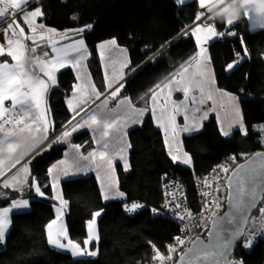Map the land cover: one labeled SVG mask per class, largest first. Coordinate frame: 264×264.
I'll use <instances>...</instances> for the list:
<instances>
[{
  "label": "trees",
  "instance_id": "trees-1",
  "mask_svg": "<svg viewBox=\"0 0 264 264\" xmlns=\"http://www.w3.org/2000/svg\"><path fill=\"white\" fill-rule=\"evenodd\" d=\"M37 5L44 12L40 19L57 29L71 30L92 25L83 36L77 37H84L87 42L90 51L88 67L102 91L105 84L98 43L115 38L126 47L130 64L126 68L127 77L122 82L125 87L120 95L129 96L139 106L149 107L155 86L171 78L197 51L195 38L182 33H190L186 29L196 21V12L201 11L198 1L187 0L183 6H176L173 0H66V3L39 0ZM73 17L78 19L74 21ZM214 23L219 31L234 30L237 33L236 38H214L209 43V50L218 86L235 93L240 100L247 135L237 127L229 136H223L212 114L200 130L183 135L184 148L193 161L192 166H185L172 160L163 133L148 111L141 123L128 130L131 143L128 169L125 170L120 162L116 164L119 188L125 194L122 198L104 200L94 173L62 181L64 199L68 202L65 217L70 238L83 243L88 219L93 212L102 210L98 217L99 241L90 244L91 249L97 247L98 255L75 258L47 245L45 226L55 214L47 169L63 155L67 145H55L39 155L53 138L28 160L29 184L31 177H36L45 192L44 197L33 193L29 185L22 189H4L0 184V192L7 197L0 199V206L8 205L16 197L31 198L28 209L11 213V229L6 245L0 248V264H138L151 258L153 245L163 255L178 233L175 221L162 214L153 216L151 211L161 207L165 179L174 177L182 182L190 205L197 208L194 181L197 173L208 171L232 154L257 150L259 142L255 125L264 121V30L249 32L241 21H235L231 26L224 22ZM241 35L249 55L228 73L225 68L234 59V49L241 51L238 38ZM73 38L76 37L70 36L64 41ZM31 49L28 55L33 57L35 53ZM38 50L49 53V45L41 44ZM137 68L139 70L134 71ZM75 80L73 68L66 66L57 72V86L47 94L51 124L54 125L51 135L72 118L66 97ZM70 142L80 144L83 151L93 147L88 128L73 134ZM132 202H141L143 207L133 213L126 212L124 205ZM263 204L264 200L255 213ZM233 255L240 257L245 264H264V237L249 249L242 248L240 243Z\"/></svg>",
  "mask_w": 264,
  "mask_h": 264
},
{
  "label": "snow or ice",
  "instance_id": "snow-or-ice-1",
  "mask_svg": "<svg viewBox=\"0 0 264 264\" xmlns=\"http://www.w3.org/2000/svg\"><path fill=\"white\" fill-rule=\"evenodd\" d=\"M38 3L39 0H0V35L8 37L9 33L14 38H7L6 43L0 44V57L7 56L11 58L13 63H8L7 61L0 62V133L3 134V138L0 139V177L5 175V169L7 163H12V167L15 168L16 164H19L21 159L27 152H21L19 157L13 155L16 153L17 149L24 146L29 138H39L37 143H43L50 139L49 132H54V125L49 123L48 115L50 114L49 109L46 104V95L49 93L50 89L57 86V72L61 69H64L66 66H72L76 69V78L77 80H82L81 76V61L86 60L87 56L83 55L88 52L85 40L83 38L74 39V42L66 47H57V41L53 40L54 35H59L57 30L46 28L43 24H38L37 19L44 16L42 7H35L34 10L25 11L26 8L30 7L33 3ZM63 3H66V0H62ZM176 6H183L187 3V0H173ZM197 2V0H193ZM208 0H198V6L200 9H206L207 11ZM251 11L250 7H246L245 15L249 16ZM9 13H11V20L6 25L4 21L9 18ZM205 16V11H198L195 15V20L200 21ZM18 17V18H17ZM74 21L78 18L73 17ZM209 19V18H208ZM210 20V19H209ZM21 22L27 26L29 32L32 35H26L25 28L21 27ZM235 21L229 20L226 22V25L231 26ZM92 25L86 27H81L77 29L66 30L62 34L63 39L68 37H77L83 36L87 29L91 28ZM187 28V26H186ZM183 35H191L195 37L196 45L198 51L195 54L193 59L196 61L199 66L203 62V68L199 72L201 77H205V74L210 70L211 57L208 54V48L206 44L211 42L213 38L223 37V38H236L237 33L234 31H218L214 26V23H206L201 25L196 24L195 27L191 28L190 33L184 31ZM241 51H236L234 49V59L232 62H229L226 65L225 71L230 73L235 70L249 55V49L247 48L246 41L241 35L238 37ZM25 40H32L34 47L31 51L35 53L37 47L41 44H44L45 41L51 45V51L55 55L50 59L38 60L39 73L32 72L25 67ZM116 48L117 41L111 39L106 42V45H100L102 49L105 47ZM123 53L126 50L120 49ZM104 53L101 52L103 57ZM45 57L49 56V53L46 51L44 53ZM130 64V61L125 64L120 65L119 73L114 75L111 79L108 76H105V87L109 90L113 89L114 84L117 81L124 78V69L127 68ZM86 67V65L84 66ZM143 67V64L140 66ZM137 68L134 71H138ZM90 79V77H89ZM215 84V77L212 79H205L204 83L201 85V99L200 104L206 103L204 99V92L206 89H211L212 85ZM175 86V87H173ZM125 84L119 83L115 87L114 91H110L108 95L104 97V100L101 105L98 107L103 108L106 106L109 101L117 98L121 91L124 89ZM159 89V93L152 91V101L156 105L159 103L160 98L162 97L163 103L160 104L162 111L167 109V103L171 99L172 95L176 91H182L185 97L184 101L181 102H172V114L168 116L167 124H160L161 127L165 128L166 140L168 143L167 134L169 131L172 134V139L175 141V138L180 133H193L198 130L199 123L193 118V123L189 124L188 115L189 111L195 110L199 112V108H195L196 100L195 97L192 98L193 108L186 107L185 104L188 100L190 87L184 82L183 79H177L173 76L167 84H164L161 88L160 85L155 86ZM167 89L166 94L164 90ZM220 95L227 96L229 102L232 105L234 112L236 113V119L233 120L232 124L238 125V129L245 136L247 135L243 117L240 115V109L236 104V97L224 92L223 90L216 89ZM79 93L80 99L77 104H73L72 99L67 101L68 108L73 112L72 120L64 126L62 133L52 140L48 148L43 149L39 155H43V152L49 151L53 146L67 143L70 137L77 133L81 128L88 127L93 128V131L100 129L102 125L101 138L109 137L110 130H114L118 135L120 133V120L117 119H108L98 120L97 115L94 110H85V106L92 100L93 97L99 99L101 93L97 90L95 84L91 85L90 91L83 86L77 85L74 86L73 96H77ZM207 100H212L213 96L211 91L207 95ZM5 102H10V107L5 106ZM120 104H130L126 98L120 100ZM119 107V105H118ZM156 107L151 109L153 115L155 116ZM185 113V124L183 127L179 126L176 123V115L181 111ZM85 113L87 117L77 119L80 117L81 113ZM132 112L135 114L132 117V123L142 122L144 116V110H137L132 108ZM207 113L200 117V120L206 119ZM157 123H160V120L157 119ZM232 124L228 126V129H225L223 125L221 126V133L223 136L227 137L230 134V129ZM11 125L12 127H8ZM93 126H96L95 128ZM70 128V131L68 130ZM260 131H264V125L260 126ZM25 133L27 135H25ZM11 138V139H10ZM95 139V136L93 137ZM119 139L122 140V136H119ZM100 143V141H97ZM6 145V148H5ZM37 145L33 143L31 148H35ZM81 145H70V149L74 150L77 153L76 158L70 163L67 158L61 159L55 164L51 165L47 169V173L51 176L52 183L51 187L55 191L58 185L61 182V177H64L66 180L73 179L78 173L87 172L92 167V164L96 162L97 156L100 161L106 162L111 171L114 173L115 168L113 165V159L109 158L107 151H97L93 150L88 153L86 156L79 155ZM105 150L109 148V144L105 142L103 144ZM127 147H131L128 145ZM31 150V149H29ZM125 149L121 147L120 151L123 152ZM5 151L7 152V157L4 156ZM182 151V145L176 148V152ZM67 157L68 153L64 154ZM169 155L171 156L174 162H182L185 166L192 163L191 157L184 152L181 155L173 154L172 146L169 145ZM120 159H124L123 156H120ZM81 161H87L89 163L82 164ZM101 166L100 163H95V167L98 169ZM125 170L128 169L127 161L124 162ZM224 172H228L227 167L223 168ZM31 176L29 164H23L16 172L11 174L7 179L2 183L4 189H22L25 185H29L31 189H34L35 194L39 197H44L45 192L42 191L41 186L36 177H31V182L29 184V178ZM227 189H228V203L231 211L226 212L223 217L216 216V213L212 211L211 205H209L205 210L211 212L212 214V224L213 229L209 230V240L207 243H204L199 237L192 239V247L187 249L184 254L181 255L180 260L177 264H243V260H231L227 259V254L230 251H234V243L241 240L244 235V228L242 225H239L240 219L243 218V215L246 211L257 206V202L264 198V158L260 157L258 154L257 158L249 159L245 164L237 165L236 169L232 171V175L227 178ZM103 190V185H101ZM109 188H116V195L123 197L125 194L118 191V182L109 183ZM173 199H175V194ZM208 195V193H204ZM7 197L3 192H0V199H6ZM105 193L103 195L104 200L113 199ZM56 199L59 200V207L56 208V218L51 220L45 227L47 229V245L63 253H70L71 257H80V256H91L96 257L98 255V250L91 251L89 250V245L93 241H99L98 230L95 225L97 218L102 215L101 211H95L91 214V219L87 221V236L83 240V248L81 244L73 241L68 234L67 227L62 223L63 210L67 207L68 202L63 199L62 193H58ZM212 204L215 207H219V204L213 200ZM29 201L27 199H16L13 200L10 207L0 208V246L6 245L7 235L11 229V219L10 213L14 209L24 210L28 209ZM143 205L138 203H133L131 206L124 205L125 211L132 213L136 210L142 208ZM165 207H168L165 204ZM176 209H179L180 205L177 204ZM153 213H157L156 209H152ZM261 217L264 218V208L260 209ZM158 214V213H157ZM187 215L189 219L192 218V213L185 210V213L181 214L176 212V217L178 219H184V216ZM207 219V217H204ZM221 222H225L223 228L218 227ZM260 228L264 229V219L260 222ZM187 225H185V229ZM254 235H249L247 239L243 240L241 244L242 248L249 249L253 245ZM177 245H184L186 241L181 239L179 236L174 238ZM66 241V243L64 242ZM151 243V242H149ZM154 249V261H159L161 264L165 260L171 261V255L165 257L163 256L155 246H152ZM169 253L175 252L177 249L174 246H167ZM190 258H187L189 257ZM187 258V259H186Z\"/></svg>",
  "mask_w": 264,
  "mask_h": 264
},
{
  "label": "crops",
  "instance_id": "crops-1",
  "mask_svg": "<svg viewBox=\"0 0 264 264\" xmlns=\"http://www.w3.org/2000/svg\"><path fill=\"white\" fill-rule=\"evenodd\" d=\"M36 5H37V3L34 2L30 7L26 8L25 11L33 10L34 9L33 7H35ZM200 10L204 11L203 9H200ZM249 16H251L250 13H249ZM11 18H12L11 17V13H9V18L4 21V24L6 25L8 22H10ZM37 23L45 25L46 28L52 27V26H49V25L45 24L40 18L37 19ZM197 23H199L201 25H204L206 23H214V21L213 20H209L208 17H207L203 21H195L186 30L191 31V28L195 27ZM214 26L216 27L215 23H214ZM21 27L25 28L26 35H29V36L32 35L29 32L27 26L24 25L22 22H21ZM51 29H53V28H51ZM55 30H57L59 35H54L52 37V39L57 41V45H56L57 47H61V48L66 47L67 45L72 44L74 42V39L83 38L85 40L84 37H76V38L64 41V39L62 38V34H60V33L65 32L66 30H63V31H60L59 29H55ZM7 38H14V37L11 36V33H9L8 37H4L3 35H0V44L6 43V39ZM111 39H115V38H108V39L102 40V41H100L98 43V52L100 54V59H101L102 69H103V74H104V84L106 83L105 82V76L106 75L108 76L109 79H111L114 75L119 73L121 64H125V63H128L130 61L129 53H128L127 48L122 46V45H120L118 42H117V47L116 48H110V47L106 46L104 49H102L100 47V45H106V42L111 40ZM24 43H25V67L28 70H30L27 67L26 59L28 57L29 50L31 49L30 45L32 47H34V44H33L32 40H25ZM85 43H86L88 52L83 54V55L87 56V59L81 61V76L83 77V79L82 80H77V78H76L75 82L73 83V87H72V90H71L70 94L66 97V104H67V101L69 99H72L73 104H77L78 100L80 99L79 93H77V96H75V97L73 96L74 86L80 85V86L86 87L90 91L91 85L92 84L96 85V83H95V81L93 79V76H92V74L90 72V69L88 67L87 60H88L90 51H89V47L87 45L86 40H85ZM209 43L206 44V47L208 48V54L210 55ZM45 44H48V43H45ZM36 47H37V51L35 52V54L33 56V62L35 63V65L37 67V70H38L37 74H40L39 73L38 60L50 59L55 54L52 53V51H51V45H49V50H48L49 51V56L48 57L44 56V52H39V50H38L39 46H36ZM120 49H124L126 51L122 53L120 51ZM102 51L104 53L103 57L101 56V52ZM197 51H198V47H197ZM38 53H40L41 55L36 57L35 55L38 54ZM4 61H7L8 63H13V61H11L10 57H7V56L0 57V62H4ZM85 65H86V67H84ZM70 67H72V66H70ZM202 68H203V62H201V64L198 66L196 61L192 58L188 63L183 65L173 75L177 79H183L184 82L190 87L189 97H188V100H187L185 106L189 107V108H193L192 98L195 97V100H196L195 108H199L200 109V111L198 113L195 112V110L189 111L187 113V115H188V121L187 122L189 124L193 123V118L195 117V121L199 123L198 130H200L202 128V126H203L204 121L210 115L213 114L216 117L217 121H218L219 129H221L222 125H223V127L225 129H228V126L230 124H232L233 120L236 119V113L234 112V110L232 108V105H231V103L228 100V97L227 96H223L222 97L220 95V93L218 91H216V89L223 90L224 92L236 97V104L238 105V107L240 109V115L243 117L240 100H239L238 96L235 93L230 92V91H228L226 89H223V88L218 86L217 81H216L215 70H214V66H213V63H212V59H211L210 70L205 74V77H201L199 75V72L202 70ZM73 70H74L75 75H76V69L73 68ZM40 75H41L42 78L46 79V77H43L42 74H40ZM213 76L215 77V84L212 85V88L210 90L209 89L205 90L204 99L206 100V103L200 104V99H201L200 88H201V85L204 83L205 79H212ZM89 77H90V79H89ZM126 77H127V71H126V68H125L124 69V78L122 80L117 81V83L114 84L113 89L109 90V89H107L105 87V90L102 91L96 85L97 90L102 94L101 97L99 99H96L95 97H93L92 100L85 106V110L86 111H89V110H94L95 111V114L97 115L98 120H104L105 118H108V119H117V118H119V120H120V133H119V135L114 130H110V136L109 137L101 138L102 125L100 126V129L96 130L95 132L93 131V128L84 127V128H88L90 130V133H91L92 139H93V147L90 150H88V151H83L82 148H80V152H79V155L86 156V155H88V153L92 152L93 150L107 151L109 158L113 159V165L112 166L115 168V172L113 173L111 171V169L109 168V166L107 165V163L103 162V161H100L99 157L97 156L95 163H100L101 164V166L98 169L95 167V163H93L92 167L90 168L89 171L78 173L76 175V176H79V175H84V174H88V173H94L95 176L98 179L102 196L105 193H107V195H109L110 197H114V198H122V197H119V196L116 195V192H117L116 188H109V183L118 182V173H117V168H116V164L118 162H120L124 166V162L126 160L128 166L130 165L129 158H130V149H131V147H127V146L131 145V143H130V139H129V136H128V130H129L130 127L139 124V123H136V124L132 123V117H134V115H135L132 112V108H135L137 110H144V116L142 118V121H143V119H144L145 115L147 114V112L151 111V109L153 107H156L157 110H156L155 116L153 115V113L151 111L152 118H153V121H154L155 125L157 127H159L161 129L162 133H163L164 143H165V146H166L168 154H169V145H171L172 149H173V154L182 156V154L184 152H186L191 157V155L185 150L184 145H183V141H182L183 135L187 134V133H180L179 135L176 136L175 141H173L172 134L169 131V133L167 134L168 143H166L165 142V140H166L165 128L160 126V124H165V125L167 124L168 116L172 114V102L173 101L181 102V101L185 100V97H184V94H183L182 91H176V92L173 93L171 99L167 103V109L164 110V111H162L161 108H160V104L163 103L162 97L160 98L159 103L154 105L153 101H152V94L150 96V106L149 107H143V106H139V105L134 104L133 100L127 95H119L117 98L109 101V103L106 106H104L103 108L98 107L99 105L102 104V102L104 100V97L106 95H108L110 91H114L115 87L118 86L119 83H122L125 80ZM171 78H169L168 80H166L162 84H160V87L162 88L164 84H167ZM173 87H175V86H173ZM154 91L159 93V89H157V88ZM209 91H211V94L213 96L212 100H207L206 99L207 95L209 94ZM166 92H167V89L164 90V94H166ZM125 98L128 101H130V104H120V100H123ZM46 101H47V95H46ZM118 105H119V107H118ZM5 106L6 107H10V102H5ZM46 106L48 108V104H46ZM67 106H68V104H67ZM205 113H207L206 119L200 120V117L205 115ZM72 117H73V112H72ZM81 117L85 118V119L87 118L85 116V113H83V112L80 114V117H77V119H81ZM157 119L160 120L159 124L157 123ZM48 120H49V123L51 124L50 114L48 115ZM70 120H72V118ZM243 120H244V117H243ZM0 122H2V121H0ZM68 122L65 125H67ZM176 123L179 126H181V127L184 126V124H185V113H184L183 110L178 115H176ZM244 124H245V122H244ZM64 126L60 130H58L56 133H54L53 135H51L50 132H49L50 139L47 140V141H44L43 143H37V139H39V138H29L27 143L24 146H22L21 148L17 149L16 153H13V155L16 156V157H19L21 152H27V155H25L23 157V159H21L19 164H16L15 168H13L11 166L12 163H15V161H12L11 163H7V166H6V169H5V175L0 177V184L2 185L3 181L5 179H7L11 174L16 172L23 164L28 163V160L32 157V155L35 154L38 150H40L42 147L47 145L50 140H52L53 138L56 139V137L59 136L62 133L63 130H65ZM8 127H12V126L8 125ZM93 127L95 128L96 126H93ZM237 127H238V125L232 124V128L230 129V133L233 131L234 128H237ZM84 128H81V129H84ZM68 130L70 131V128ZM25 135H27V134L25 133ZM94 136H95V139L93 138ZM119 136H122V140L119 139ZM2 138H3V134L0 133V139H2ZM97 141H100V143H97ZM105 142H107L109 144V148L107 150H105L104 147H103V144ZM33 143H35L37 145L35 148H31V145ZM66 144L67 145H66V148L64 150L63 155L59 159H57L54 162H52L50 164V166L55 164L56 162H58L61 159L67 158L69 160V162L71 163L76 158L77 153L74 150L70 149V145H72V144L80 145V144L70 142V139H69V141ZM181 145H182V151L179 152V153L176 152V148L180 147ZM121 147H123L125 149L123 152L120 151ZM5 148H6V145H5ZM29 149H31V150H29ZM65 153H68L67 157H65V155H64ZM4 156L7 157V152L6 151L4 153ZM120 156H123L124 159H120ZM191 159H192V157H191ZM81 163L82 164H87L89 162L81 161ZM192 163H193V161H192ZM192 163L190 165H188V166H192ZM63 179H65V178L61 177V182H60V184L58 185V187H57V189L55 191L52 188V190H53L52 197L54 199L55 214H54V217L51 220L56 218V208L59 207V200L56 199L57 194L58 193H62L63 199H64V194H63V191H62V181H63ZM49 180H50V183H52V179H51L50 175H49ZM101 185H103V190L101 188ZM41 189H42V187H41ZM118 191L122 192V190L119 188V183H118ZM32 192L35 193L34 189H32ZM16 199H27L29 201V207H30L31 198H29V197H21L20 196V197H16V198L12 199V201L16 200ZM12 201L8 205L0 206V208L10 207ZM14 210H17V209H14ZM98 211H101V210H98ZM260 215H261V212H260ZM10 219H11V213H10ZM262 219H264V218L261 217V220ZM62 223L67 227L66 217H65V209L63 210ZM95 227L98 230V218H97V222H96ZM98 235H99V230H98ZM72 240L76 241L74 239H72ZM64 242L66 243V241H64ZM76 242H78V241H76ZM80 244H81V247L83 248L84 247L83 243H80ZM0 247H2V246H0ZM89 250L96 251L97 247H95L94 249H91V247L89 245Z\"/></svg>",
  "mask_w": 264,
  "mask_h": 264
},
{
  "label": "built area",
  "instance_id": "built-area-1",
  "mask_svg": "<svg viewBox=\"0 0 264 264\" xmlns=\"http://www.w3.org/2000/svg\"><path fill=\"white\" fill-rule=\"evenodd\" d=\"M208 17L207 11H205V16L200 20L203 21L205 18ZM234 31V30H230ZM235 32V31H234ZM41 54L38 53L35 56H40ZM264 125V121L260 122L255 125V130L258 133V142L259 147L258 149H264V131H260V126ZM252 152H240L239 154H232L228 156L227 158H224L220 162H218L215 166L210 168L208 171L204 173H197L194 176V181L196 183V189H197V197H198V203L199 206L197 208H193L188 200V193L185 185L175 179L174 177H168L165 179L162 185L163 190V199L161 203V207L159 208H152L156 209L158 214H162L171 220L175 221L178 226V233L176 235L179 236L181 239H184L186 243L184 245H177L176 240L174 239L171 241L167 246H174L176 247V251L173 253H169L168 247L166 248L165 253L163 256L167 257L171 255L172 260L167 261L165 260L163 264H175V261L181 252V250L188 244L190 239L196 235L197 233L202 232L209 224L210 219L212 218V214L209 211H206L205 209L211 205L212 211L217 213L223 203L224 199V189H225V180L230 172V170L242 159L247 157ZM227 167L229 171L226 173L223 171V168ZM204 193H208V195H204ZM175 194V199H173V195ZM213 200H215L219 207H215L214 204H212ZM133 203H138L140 205H143L141 202H132V203H126L125 205L131 206ZM165 204L168 205V207H165ZM179 204V209H176V205ZM261 208H264V204L261 206ZM188 210L192 213V218L189 219L187 215L184 216V219H178L176 217V212H179L181 214L185 213V210ZM152 211V210H151ZM133 213V212H132ZM157 213H153L152 215H158ZM204 217H207V219H204ZM260 222H261V215L260 211L258 213L253 214V217L251 216V219L247 225V228L245 230V235L242 238L241 244L243 243L244 239H247L249 235L255 234L253 239V244L258 242L260 238L264 237V229L260 228ZM185 225H187V229L182 231V229H185ZM153 255L149 260H142L138 264H161L159 261L153 260ZM233 260H241L240 257H235L233 255ZM243 264H245L243 262Z\"/></svg>",
  "mask_w": 264,
  "mask_h": 264
},
{
  "label": "clouds",
  "instance_id": "clouds-1",
  "mask_svg": "<svg viewBox=\"0 0 264 264\" xmlns=\"http://www.w3.org/2000/svg\"><path fill=\"white\" fill-rule=\"evenodd\" d=\"M246 7L251 16L245 15ZM206 8L210 20L241 21L249 32L264 30V0H208Z\"/></svg>",
  "mask_w": 264,
  "mask_h": 264
},
{
  "label": "water",
  "instance_id": "water-1",
  "mask_svg": "<svg viewBox=\"0 0 264 264\" xmlns=\"http://www.w3.org/2000/svg\"><path fill=\"white\" fill-rule=\"evenodd\" d=\"M44 43H47L46 41ZM26 64H27V67L30 69V71L32 72H35L37 73V67L35 65V63L33 62V57L31 55H28L27 59H26ZM258 154H260V157L261 158H264V149H258V150H255L253 151L252 153H250L247 157H245L244 159L240 160L229 172L228 176L232 175V171H234L237 167V165H242V164H245V162L249 159H252V158H257ZM227 176V177H228ZM264 198H262L261 200H259L257 202V206L253 209H251L250 211H246L243 215V218L240 219V221L238 222L239 225H242L243 228H244V232L247 228V225L251 219V216L258 210V208L260 207L261 203L263 202ZM231 209H230V206H229V203H228V189H227V179L225 180V189H224V199H223V203H222V207L221 209L219 210V212L216 213V216L218 217H223L224 214L226 212H230ZM225 226V222H221L220 225H218V227L220 228H223ZM213 229V224H212V218L210 219L209 221V224L208 226L200 233H197L196 235H194L190 241L188 242V244L181 250V252L179 253L176 261H175V264H177V262L180 260V257L182 254L185 253V251L187 249H189L190 247H192V244H191V241L192 239L196 238V237H199L201 240L204 241V243H207L208 240H209V230H212ZM242 239L235 242L234 243V251L236 249V247L241 243ZM234 251H230L228 254H227V259L229 261L233 260V254H234ZM187 258H190L187 257ZM186 258V259H187Z\"/></svg>",
  "mask_w": 264,
  "mask_h": 264
},
{
  "label": "rangeland",
  "instance_id": "rangeland-1",
  "mask_svg": "<svg viewBox=\"0 0 264 264\" xmlns=\"http://www.w3.org/2000/svg\"><path fill=\"white\" fill-rule=\"evenodd\" d=\"M35 7H41L40 5H36ZM35 7H33V8H35ZM34 10V9H33ZM204 11H206V9H203ZM250 13V15L252 14L251 13V11L249 12ZM88 26V25H87ZM48 28H53V29H57V28H55V27H48ZM60 31H63L62 29H59ZM64 32H62V33H60V34H63ZM0 248H2V247H0Z\"/></svg>",
  "mask_w": 264,
  "mask_h": 264
}]
</instances>
